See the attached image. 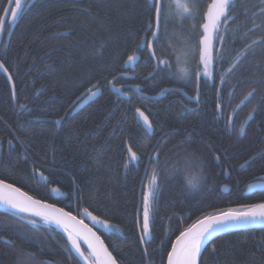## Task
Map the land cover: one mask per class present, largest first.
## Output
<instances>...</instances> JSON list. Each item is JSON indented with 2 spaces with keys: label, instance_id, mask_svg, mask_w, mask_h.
I'll return each instance as SVG.
<instances>
[{
  "label": "trees",
  "instance_id": "16d2710c",
  "mask_svg": "<svg viewBox=\"0 0 264 264\" xmlns=\"http://www.w3.org/2000/svg\"><path fill=\"white\" fill-rule=\"evenodd\" d=\"M210 2L195 0L201 15ZM7 3L0 0V15ZM151 8L152 0H25L16 20L6 22L0 41V61L15 85L13 89L7 74L0 70V178L82 219L87 217L83 211L87 208L118 226L115 234L108 228L98 232L119 264H166L171 242L198 218L264 202V190L245 194L251 182L264 180V159L259 158L264 148V43H260L264 39V14L260 11L264 4L261 0H234V18L222 28L227 30L222 52L228 62L214 64V78L201 74L199 102L189 100L180 91H166L152 100L131 88L115 94L106 83L115 77V85H139L148 96L172 86L185 89L190 96L196 94L194 73L199 55L187 60L192 76L186 82L179 75L185 65L180 66L176 57L188 51L185 42L197 43L190 36L198 35L203 20L171 16L161 39L154 44L156 58H152L148 49L137 47L145 38V29L151 30ZM253 23L257 27L253 28ZM246 45L252 46L232 72H224ZM134 53L137 60L125 63ZM157 59L167 60L169 67L158 65ZM222 72L224 84L220 82ZM97 82L100 94L84 99L81 94ZM252 89L254 96L245 100ZM218 102L220 109L216 108ZM254 107L246 136L240 139L231 134L225 126L228 118L231 116L238 127ZM136 108L146 110L153 133L138 123ZM60 117L64 119L57 125L55 121ZM172 129L179 132L168 138L161 162L180 151L174 146L191 134L192 142L183 148L202 158L206 179L192 189L187 185L186 173L172 178L161 174L162 190L151 202L153 240L145 255L137 238L143 217L142 193L148 183L145 165L157 139ZM126 144L138 151V145L144 146L143 159L127 167ZM222 150L228 158L219 164L213 156ZM245 161L249 164L244 165ZM34 168L49 178L48 185L34 180ZM223 168L228 169L227 174ZM199 171L193 168L191 174ZM75 186L78 191H73ZM51 187H60L63 195L49 192ZM36 219L40 227L34 231L27 220L18 222L15 214L0 210V236L15 240L16 248L34 253L36 264L42 260L84 264L74 253L69 259L63 250L66 237L62 232ZM14 227L31 239L22 240L12 231ZM0 264H16L15 250L3 243ZM202 264H264V229L213 238L202 250Z\"/></svg>",
  "mask_w": 264,
  "mask_h": 264
},
{
  "label": "snow or ice",
  "instance_id": "6c2138e0",
  "mask_svg": "<svg viewBox=\"0 0 264 264\" xmlns=\"http://www.w3.org/2000/svg\"><path fill=\"white\" fill-rule=\"evenodd\" d=\"M13 2L15 5L14 7L11 6ZM8 3L9 6L3 9L4 15H0V31L4 30L6 22L10 23L16 20L22 6V0H8ZM175 3L177 12L174 13L170 0H152V8L149 10V25L151 26V30L145 29V38L137 47L148 49L150 56L156 58V53L153 50L154 44L158 43L161 39V31L167 28V20L171 16L178 14L184 19L192 18L193 20L200 17L203 20V23L199 25L200 32L198 35L190 36V40H196L197 43L191 44L185 42L188 51L181 52L176 57L178 64L182 63L185 65V67L179 69V75L180 80L186 82V79L192 75L190 69L186 66L187 60L189 56L199 55L197 71L194 73L197 81L195 89L196 95L190 98L199 102V93L201 90L199 80L201 74L214 78V64L228 62L222 52V46L226 43L227 30L224 29L222 31V28L234 18L231 13L234 0H211V2L207 4V9L202 15L195 0H188V3L175 0ZM261 3L264 4V0H261ZM260 11L264 14V8ZM9 13L10 20H6ZM254 18L253 16V19ZM195 27L196 25L193 24V28ZM255 27H257V25L253 23V28ZM255 43L256 41L252 42V44ZM260 43H264V39H261ZM217 44L221 47L217 48L215 46ZM251 46L252 45H246L245 49L237 55L235 60L229 62V68L223 71L232 72L236 62L245 55L247 49ZM135 60L136 55L134 53L127 57L125 63H130ZM157 64L169 67V62L167 60L157 59ZM0 70L8 74L7 79L9 81L12 80V76L8 73V68L3 61H0ZM114 80L115 77H113V81ZM220 82L221 84L226 83L223 72L220 75ZM106 83L114 87L112 81L106 80ZM12 87L14 89L15 85L13 84ZM134 87L141 92L143 91L140 89L139 85H135ZM92 89H95V91ZM161 91L167 90L162 89ZM254 93L255 89L250 90L244 99L247 100L253 97ZM98 94H100L99 82L86 89L85 93H82L81 96L84 99H90ZM13 97L15 98V92H13ZM217 98L219 101V89H217ZM77 99L81 98L78 97ZM243 102L244 101H241V103ZM20 107L23 108L25 105L20 104ZM216 108H221L219 102L216 104ZM255 110L254 107L252 111L249 112L246 119H251ZM135 113L138 117V123H140L148 133H153L152 121L145 111L136 108ZM63 119V117H60L55 123L59 125ZM225 126L231 134L240 139H243L247 134L246 124L242 121L238 127L235 126L231 116L225 122ZM178 132L179 130L172 129L163 133L149 150L148 161L145 165V176L148 178V183L145 185V190L142 193L143 217L142 224L140 225V235L137 237L145 255L147 254V245L153 240L150 229L151 202L159 198L162 190V185L160 183L161 174L163 173L166 177L172 178L177 173H186L185 179L187 185L192 189L198 188L206 179L203 172L206 165L202 158L195 152L183 148V145L192 142L191 134L185 136L174 146L181 149L180 151L175 152L172 157H165V160L161 162L160 156L167 144L168 138L177 135ZM16 139H19V137H16ZM8 143L12 145L13 140L9 139ZM21 143H24V141H21ZM137 148L139 151L134 150L132 144L125 145V150L128 155L125 167H127L128 163L140 162L143 159L141 153L143 152L144 146L138 145ZM54 150L53 148V151ZM221 155H223V159ZM227 158L228 153L224 150H222L221 153H215L213 156L214 161L219 164H223L224 160ZM259 158L264 159V148L260 150ZM251 160L252 157H249V161ZM249 161H245L244 165H248ZM193 168H198L200 171L196 175H192L191 169ZM222 171L225 174L228 173L227 168H223ZM33 178L36 182H44L45 185L50 183L49 178L45 176L44 172L39 171L37 168L33 169ZM260 186L264 187V181L260 182ZM223 187L227 188V185H223ZM248 187L251 189L254 185L250 184ZM48 190L51 193L63 195L60 187H51ZM73 191H78V186H75ZM77 202H79V197L77 198ZM0 205L13 209L17 221L23 222L27 220L34 231L38 230L40 227L36 219L37 217H39L44 224H56L60 226L66 234V242L63 246V250L68 254L69 259H72L74 251L85 264H118L116 257L109 251L104 241L92 230V228L85 225L83 220H78L72 212L65 211L64 208H58L54 204L34 199L32 196L21 191L15 184L8 183L4 178H0ZM83 211L96 223L102 224L105 228L112 229L113 234L118 231V226H113L108 220H101L99 216L92 215L87 208L83 209ZM139 223L138 221V224ZM257 224L264 226V202L242 205L238 208H229L215 214H205L202 218H198L194 223L181 230L179 235L176 236L175 241L171 242V250L166 252V264H202V250L206 248L207 244L211 243L214 234L225 231L233 226H254ZM2 230L3 226H0V231ZM12 231L22 240L31 239L28 233L21 231L18 227H14ZM49 234H52L51 231H49ZM81 239L87 243V254L81 249ZM0 243L15 250L16 264H36L35 254L26 252L23 248H16L15 240L0 236ZM37 243H40V241H37ZM160 243L164 245L163 240H161ZM114 246L119 247V245ZM41 250H43V245L41 246ZM215 250V245H213L212 251L215 252ZM39 264H53V262L50 260H42ZM77 264H79V261H77Z\"/></svg>",
  "mask_w": 264,
  "mask_h": 264
},
{
  "label": "bare ground",
  "instance_id": "6f19581e",
  "mask_svg": "<svg viewBox=\"0 0 264 264\" xmlns=\"http://www.w3.org/2000/svg\"><path fill=\"white\" fill-rule=\"evenodd\" d=\"M13 7V6H12ZM4 15V14H3ZM8 17H10V13L8 14V16H7V18H6V20L8 19ZM10 19V18H9ZM5 30V29H4ZM4 30L2 31V37H3V34H4ZM180 65V64H179ZM181 66V65H180ZM183 67V66H182ZM7 74V73H6ZM8 75V74H7ZM192 76V75H191ZM125 77L126 78H129V75H125ZM135 78V77H134ZM195 79V78H194ZM115 80H117L116 78H115ZM115 80L113 81V80H111L112 81V84H114V87L112 86V85H110L109 84V88L115 93V94H121L122 93V91L124 92V89L125 90H128V88H131L133 91H136L134 88H132V86H135V84H127V85H120V86H117V85H115ZM11 82H12V80H11ZM123 82V81H122ZM193 82V81H192ZM12 84H13V82H12ZM196 87V86H195ZM121 89V90H120ZM141 89V88H140ZM164 89H169L168 91H179V90H176V89H178V88H175V87H168V88H164ZM180 89V88H179ZM120 90V92L119 93H117L118 91ZM185 90V89H184ZM137 92V94L139 93V94H141V95H143L144 97H147L148 99H158V98H160V97H162V95H163V93L164 92H166V91H161L159 94H156V95H154V96H151V95H146V94H144V92L142 93L141 91H136ZM185 94H187L185 91H183ZM196 92V91H195ZM182 93V92H181ZM126 94H127V92H126ZM149 94V93H148ZM183 94V93H182ZM192 94V93H191ZM189 95V94H188ZM196 95V94H195ZM127 96V95H126ZM130 96V95H129ZM147 98H144V99H147ZM150 100V101H151ZM84 105V104H83ZM81 106V105H80ZM81 107H83V106H81ZM143 111V110H142ZM224 112V111H223ZM224 115V114H223ZM226 115V114H225ZM9 183V182H8ZM252 183V182H251ZM250 183V184H251ZM249 184V185H250ZM248 185V186H249ZM16 186V185H15ZM17 187V186H16ZM19 188V187H18ZM21 189V188H20ZM247 189H248V187H247ZM21 191H23V192H25V193H27L26 191H24L23 189H21ZM33 196V195H32ZM37 199H40V198H38L37 197ZM42 200V199H41ZM43 201H45V200H43ZM48 202V201H47ZM54 205H56V204H54ZM59 208H64L65 209V211H69V210H67L65 207H62V206H59V205H57ZM74 214V213H73ZM75 215V214H74ZM92 215H94V214H92ZM96 216V215H95ZM78 217V216H77ZM78 218H80V217H78ZM81 220H83L84 221V224L85 225H87L89 228H92V230L98 235V236H100V238L105 242V240L103 239V237L99 234V232H98V230H100V229H107V228H105L102 224V226L101 227H97V226H94L92 223H91V221H89V219H88V215H87V217L86 218H84V219H82V218H80ZM102 220V219H101ZM47 225V224H46ZM48 225H50L51 227H54L55 229H57V230H59L60 232H62L63 233V235L66 237V234L63 232V229L60 227V226H58V225H56V224H48ZM247 230V229H246ZM105 245L108 247V245H107V243L105 242ZM80 246H81V249L83 250V248H82V246H84L86 249H87V251H88V248H87V243L83 240V239H81V241H80ZM108 249H109V251H111L110 250V248L108 247ZM84 251V250H83ZM112 252V251H111ZM73 253L75 254V252L73 251ZM113 254V253H112ZM76 255V254H75ZM77 256V255H76ZM113 256H114V254H113ZM78 257V256H77ZM79 258V257H78ZM80 259V258H79ZM82 260V259H81ZM82 262L85 264V262L82 260ZM119 263V262H118Z\"/></svg>",
  "mask_w": 264,
  "mask_h": 264
},
{
  "label": "water",
  "instance_id": "95a60500",
  "mask_svg": "<svg viewBox=\"0 0 264 264\" xmlns=\"http://www.w3.org/2000/svg\"><path fill=\"white\" fill-rule=\"evenodd\" d=\"M14 3V2H13ZM9 6V3H7V6L6 7H8ZM11 6H13V4L11 5ZM1 38H2V31H0V41H1ZM132 88H134L136 91H138L134 86H132ZM121 90V89H120ZM120 90L117 92V93H119L120 92ZM167 91L169 90V89H166ZM176 90H179L180 92H182L187 98H191V97H193V96H190V95H188V94H185L183 91V89L181 90V88L179 89H176ZM190 100H192V99H190ZM192 101H195V100H192ZM248 120L249 119H247L246 120V122H245V124L247 125V123H248ZM261 181H264V180H254L252 183H251V185H254V187H252L251 189L248 187V189L245 191V194H251V193H253V192H255V191H262V190H264V187H261L260 186V182ZM28 195H30V196H32L30 193H27ZM34 199H37V197H34V196H32ZM38 200H41V199H38ZM43 201V200H42ZM45 202H47V201H45ZM47 203H49V204H52V203H50V202H47ZM56 207H58L57 205H56ZM59 208V207H58ZM0 210H6V211H8V212H12V213H14L15 214V212H14V210L13 209H11V208H9V207H6V206H3V205H0ZM73 214V213H72ZM74 215V214H73ZM74 216H76V215H74ZM77 217V216H76ZM77 219L78 220H81L80 218H78L77 217ZM88 219H89V221H91V223L94 225V226H97V227H101L102 225L101 224H99V223H96L95 221H93L89 216H88ZM84 222V221H83ZM253 230V229H264V226H261V225H259V224H257V225H254V226H233V227H230L229 229H227V230H225V231H222V232H219V233H216V234H214V236H213V238H215V237H217V236H220V235H222V234H225V233H230V232H236V231H241V230ZM212 238V239H213ZM104 244H105V242H104ZM119 264V263H118Z\"/></svg>",
  "mask_w": 264,
  "mask_h": 264
},
{
  "label": "rangeland",
  "instance_id": "374dc122",
  "mask_svg": "<svg viewBox=\"0 0 264 264\" xmlns=\"http://www.w3.org/2000/svg\"><path fill=\"white\" fill-rule=\"evenodd\" d=\"M24 1L25 0H22V5H23V3H24ZM181 2H183V3H188V1H186V0H181ZM171 3H172V11L175 13V12H177V8H176V3H175V0H171ZM174 5V6H173ZM13 6H15L14 4H13ZM21 8H22V6H21ZM21 10V9H20ZM19 10V11H20ZM178 15V14H177ZM178 16H180V15H178ZM136 60H137V56H136ZM135 60V61H136ZM195 96V95H194ZM196 102V101H195Z\"/></svg>",
  "mask_w": 264,
  "mask_h": 264
},
{
  "label": "flooded vegetation",
  "instance_id": "af4514ba",
  "mask_svg": "<svg viewBox=\"0 0 264 264\" xmlns=\"http://www.w3.org/2000/svg\"><path fill=\"white\" fill-rule=\"evenodd\" d=\"M168 92V91H167ZM192 96H194V95H192ZM190 100V99H189ZM192 101V100H191ZM195 102V101H194ZM143 111H145V113H146V110H144V109H142ZM147 114V113H146ZM257 180V179H256ZM258 180H260V179H258Z\"/></svg>",
  "mask_w": 264,
  "mask_h": 264
}]
</instances>
